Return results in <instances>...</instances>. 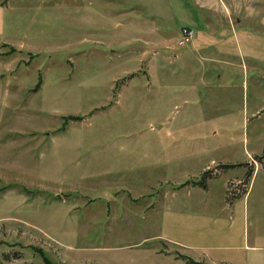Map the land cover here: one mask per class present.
Wrapping results in <instances>:
<instances>
[{
    "label": "rangeland",
    "instance_id": "obj_1",
    "mask_svg": "<svg viewBox=\"0 0 264 264\" xmlns=\"http://www.w3.org/2000/svg\"><path fill=\"white\" fill-rule=\"evenodd\" d=\"M7 3L28 8L17 26L3 18L24 48L0 38V264L228 262L179 232L202 209L227 216L225 176L250 169L234 204L264 216V0ZM208 22L215 38L230 31L232 65L206 84L232 99L193 112L181 78H149L139 58L154 42L180 48L181 27ZM211 158L242 165L211 179L214 204L200 205L188 191Z\"/></svg>",
    "mask_w": 264,
    "mask_h": 264
},
{
    "label": "crops",
    "instance_id": "obj_2",
    "mask_svg": "<svg viewBox=\"0 0 264 264\" xmlns=\"http://www.w3.org/2000/svg\"><path fill=\"white\" fill-rule=\"evenodd\" d=\"M197 1L202 2V0ZM27 8V6L23 5L19 7L12 5V3L0 4V38L3 39L2 43L6 42L4 44L17 47L21 50L24 48L22 47L25 43L24 38L16 39L14 35L5 33L6 29L3 28V18L6 16L9 24L17 26L20 23V18H22L18 14L26 13ZM228 24L225 23L220 29L233 30L234 27H228ZM211 25V22L205 23L207 33L196 29V27L193 28V25L183 26L192 27L195 31V35L189 43L181 47L179 46L180 48H174V50H170V46L165 45L164 52H161L162 48L160 49V46H157L159 43L154 42L152 43L153 45H150L152 47H148L152 48L151 53L149 54V51H147L139 58V60H145V57H147L146 73L149 78L155 75H162L166 78L169 76H179L183 84L181 89H179L180 103L184 107L192 109L193 112L199 109L203 102L208 106V104H214L218 101L226 104L232 99L230 96H226V90H223L220 94L215 90L216 88L213 89L214 82H212L216 77L217 80H220V74L216 75L220 68L232 65L231 54L228 50L231 42L227 38L230 31L221 34L222 36H219V38H215ZM118 27L122 28L121 25ZM150 31L153 36L157 35L158 31L155 28L151 27ZM160 36L164 37V41L169 38H166L161 33ZM246 36L247 34L244 32L236 33L235 31V37L238 40L244 41ZM13 42H16V45ZM128 44L126 43L125 45ZM166 51H168V55ZM166 62L168 63L167 67L165 66ZM212 77L214 78L211 84H206V80ZM170 91L172 92L173 90L171 89ZM203 91L205 93L201 94ZM226 160V158H221V160L211 158L207 163L203 164L201 172L213 170V176L214 174H218L217 177H220L224 173L232 171L235 167L240 168L242 165L229 164ZM198 163L202 162L199 161ZM224 166L229 168L222 169ZM218 167L220 169L217 170L216 168ZM210 181L211 179H207L204 187H198V183H195L191 185V189L188 191L189 196L194 195L195 197L197 195V202L200 205L214 204L212 200L213 196L210 192ZM240 181L241 179L238 176H225L226 191L229 183H239ZM186 187L188 186L186 185ZM193 189L196 191L191 192ZM224 197L226 198V194ZM235 201L232 202L227 216L223 213L224 211L210 215L202 209L200 211L201 214L195 218L196 223L193 221L192 223L190 218H181L184 221L180 226L179 243L186 247L198 248L200 251L218 253V255H223L225 254L224 251H228L229 253H226L228 259L219 257L228 260L225 264H264V225L261 223V220H264V216H261L260 210L257 209L250 218L248 210L241 204V201L234 204Z\"/></svg>",
    "mask_w": 264,
    "mask_h": 264
},
{
    "label": "trees",
    "instance_id": "obj_3",
    "mask_svg": "<svg viewBox=\"0 0 264 264\" xmlns=\"http://www.w3.org/2000/svg\"><path fill=\"white\" fill-rule=\"evenodd\" d=\"M264 158V151H263V155H262V157H259L258 159H257V161L259 162V163H261L262 162V159ZM230 167H234V166H230ZM225 169V168H229V167H226V166H224V167H222V169ZM217 170L218 169H220L219 167L218 168H216ZM222 171V170H221ZM252 170L250 169V170H248L247 172H246V174H245V180L244 181H240L239 183H236V184H234V183H229L228 185L229 186H231V187H233V189L231 190H229L228 189V186H227V191H226V200L227 201H229L231 204H232V202L234 201V200H236L237 198H239L240 197V195L243 193V192H245V185L247 184V181H248V179L251 177V175H252ZM204 175H205V181L202 183V182H198V185L199 186H201V187H204V185H205V182H206V180L207 179H213V178H217V175L218 174H214V176H213V170H210V171H206V172H204ZM240 185V186H239ZM239 186V187H238Z\"/></svg>",
    "mask_w": 264,
    "mask_h": 264
},
{
    "label": "built area",
    "instance_id": "obj_4",
    "mask_svg": "<svg viewBox=\"0 0 264 264\" xmlns=\"http://www.w3.org/2000/svg\"><path fill=\"white\" fill-rule=\"evenodd\" d=\"M195 35V31L189 27H183L180 30V40L178 41V46H184L189 43Z\"/></svg>",
    "mask_w": 264,
    "mask_h": 264
}]
</instances>
